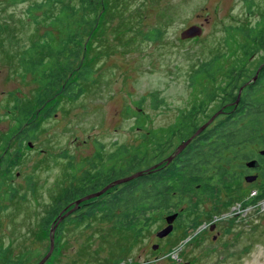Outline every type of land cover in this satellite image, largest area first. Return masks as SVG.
I'll list each match as a JSON object with an SVG mask.
<instances>
[{
	"label": "rangeland",
	"instance_id": "1",
	"mask_svg": "<svg viewBox=\"0 0 264 264\" xmlns=\"http://www.w3.org/2000/svg\"><path fill=\"white\" fill-rule=\"evenodd\" d=\"M35 1L41 0H0V51L11 54L12 58L4 60L0 66V128L10 121L4 109L9 92L17 90L23 96H31L37 86L32 76L23 77L18 67L14 73L9 65L17 66L20 49L39 40L50 28L49 20L41 11L37 13L41 22H33L29 8ZM104 7L100 8V27L91 29V57L95 59L96 80L85 85V93L77 99L65 98L49 122L41 121L33 150L43 147L45 154L38 150L35 153L26 146L23 160L14 168L21 172L20 182L28 175L33 176L38 196L31 197L30 191L19 185L18 199L2 201V205L7 206L0 208V248H7L12 254L25 247L24 242L28 244L30 235L25 234V229L32 220L38 218L40 221L49 214L50 210L43 207L53 188L56 204L67 171L66 151L74 155L75 162L80 156L87 162L93 154L95 140L109 145L117 139L122 144L117 147L113 159L119 165L111 174L120 178L135 170L137 164L133 156L144 157V145L149 148L150 140L147 136L143 147L135 148L145 128L137 126L138 117L127 113V109L132 113L144 111L148 129L169 126L180 109L190 106L196 91L203 88L197 81L201 78L199 74L195 76L196 82L190 83L192 71L217 51L225 50L226 28L239 25L248 28L264 14V0H105ZM193 23H204V34L182 39L181 32ZM155 29L161 31L160 35ZM92 58L87 63H91ZM152 95L162 98L163 102L154 107ZM83 140L89 144L79 149ZM48 153L52 154L49 158ZM152 160L151 156H146L142 167ZM105 180L101 176L88 186L98 187ZM88 186L81 192L90 191ZM23 193H26L25 199L20 198ZM98 200H89L71 215V229L61 238L64 241L59 244V254L53 255L46 264H113L115 259L120 262L118 264H241L239 240L229 236L215 242L209 234L207 227L213 222L210 200L201 202L195 212H184L179 229L162 239L157 233L165 225V219L149 222L136 236L129 228L107 221L100 214L85 215L81 221H74L79 218V211L85 212L87 206ZM185 207L187 204L182 208ZM239 208L238 203L233 210L239 211ZM196 214L201 222L193 230L189 220ZM36 248L35 260L40 261L50 250L49 236L37 239Z\"/></svg>",
	"mask_w": 264,
	"mask_h": 264
},
{
	"label": "trees",
	"instance_id": "2",
	"mask_svg": "<svg viewBox=\"0 0 264 264\" xmlns=\"http://www.w3.org/2000/svg\"><path fill=\"white\" fill-rule=\"evenodd\" d=\"M104 4L105 0H41L32 3L29 14L33 22H41L42 18L39 19L37 14L41 11L43 17L49 20L47 24L50 28L43 32L39 40L21 48L18 55L16 67L19 68V74L23 77L32 76L37 85L32 95L25 96L13 112L18 129L35 115L37 108L46 111L50 97L53 98L55 113L65 98L77 99L85 93V85L96 80L95 59L91 57V29L100 27V8L104 9ZM155 30L160 35L161 31ZM226 31L227 37L223 42L225 50L217 51L210 59L201 62L196 71H192L190 78L193 81L190 83H195V76L199 74L201 78L197 81L203 88L200 92L196 91L189 107L180 109L175 123L148 129L145 127L148 117L144 111L132 113L127 109V113L138 117L137 126L145 128L135 148H142L147 136L150 140L149 148L144 145V157L139 159L137 155L133 156L137 168L127 173L146 171L124 183L116 192L108 191L96 197L99 200L87 206L85 212L79 211L78 220L85 215L100 214L107 221H115L129 228L135 236L149 222L165 219L170 214L178 213L181 220L184 212H195L201 202L211 200L214 195L221 193L220 188L224 185L229 166L235 170L241 161L252 157L258 148L264 147V68L260 80L249 84L244 95L241 93V105L232 110L229 116L222 113L224 108L221 105L224 102L208 103L219 97L208 95L206 100L202 99L206 92L229 89L228 97L222 96L221 100H235L234 104H238L239 92L236 91L242 89L249 78L243 76L254 75L257 65L264 61V14L248 28L245 25L228 26ZM145 37L150 39L148 34ZM255 54L257 57L252 61ZM5 58L12 60L11 54L6 52ZM90 58L92 62L87 63ZM225 83H229V88L224 86ZM152 98L155 99L154 107L163 102L156 95H152ZM218 111L221 112L215 121L194 137L195 132ZM140 117L143 118L142 122L139 121ZM28 130L31 139L32 129ZM192 136L191 142L170 164H163L158 169L152 168L155 161L168 158L174 147ZM24 139V136L20 138V147ZM146 156L154 160L143 168ZM7 164H11V161L8 160ZM88 188L91 190L87 193H60L46 218L53 219L68 201L98 191L103 185ZM221 203L222 198L217 202L218 208L223 207ZM184 204L187 207L183 209ZM200 222L196 214L190 218L189 226L195 230ZM118 263V259L113 261V264Z\"/></svg>",
	"mask_w": 264,
	"mask_h": 264
},
{
	"label": "flooded vegetation",
	"instance_id": "3",
	"mask_svg": "<svg viewBox=\"0 0 264 264\" xmlns=\"http://www.w3.org/2000/svg\"><path fill=\"white\" fill-rule=\"evenodd\" d=\"M201 24L204 28V23ZM256 57L257 54L253 55L251 60H255ZM4 60H6L5 53L0 51V66L3 65ZM263 62L257 65L254 75L243 76L245 79H247V76H249V78L247 79V83H245L244 87L242 88V95L245 94L249 84L260 80V75L264 68V65L259 71L256 80H254V77L256 76L260 66L264 64ZM10 67L11 71H13L14 73L17 71L16 66L11 65ZM224 86L226 88H229V83H225ZM239 91L237 90L236 92ZM204 94L205 97L202 96V99L204 100H206L208 95L219 97V99L210 100L208 101V103L215 104V102H224L221 107L224 108L222 113L226 116H229L232 110H235L237 106H240L243 99L241 95L240 101L236 105L234 104L235 100H221L222 96L228 97V95L230 94L229 89L214 90L206 92ZM24 97L25 96H23L21 92L14 90L10 91L5 98L6 103L4 105V109L6 111V117L9 118L10 121L8 122V125L0 128V208L7 206L4 204L2 205L3 200L12 202L18 199V195L16 194H18L19 185L23 186L25 189H28L30 191L31 197L37 198L38 196L35 189V180H33V176L28 175L25 177L24 182H20L18 180L22 178L21 172L15 171L14 168L17 167L18 163L23 160V157L25 156L24 149L26 148V146L33 150L34 145H36L34 144L33 140H36L38 138L39 129L41 128V122L40 124L38 123L39 118L41 119V121L46 119L49 122V120L54 117L53 98L50 97L47 100L48 105L46 111L41 110L40 107L37 108L38 111L35 112L34 119H31V116L30 119L25 121L23 126L18 129V125L16 123L13 112L15 109H17L18 104L21 103ZM209 118L210 117L205 118V121L203 123H205ZM175 121L173 123H175ZM190 124L192 125V123ZM29 128L32 129L31 133H33L31 139H29L28 135V133H30L28 130ZM138 129L140 128L138 127ZM23 136L25 137V139L22 141V145L20 147L19 140ZM48 143H50V141H48ZM88 144L89 142L83 140L82 144L78 145V148L80 146H88ZM121 144V142L120 144L118 143L117 139H114V141L109 145H106L103 141L101 142L98 139L95 140V142L92 144L93 154L90 156V159L87 160L88 163L86 161H82L81 156L79 157V161L75 162V160H72L74 155L69 154L66 151L64 158L67 157L65 162L67 165V171L63 176L64 185L62 186V189L58 190V193H81L83 187H87L88 185H90L89 183L93 181L95 183L101 176L105 177L106 179L105 183L103 184L104 188L110 184H113L118 179L131 175L126 174L124 176H121L120 178H114V176L111 174V172L115 171L118 168L119 162H116L113 159V155L116 153L117 147ZM177 147L172 150L171 155L175 153ZM37 150L39 151V153L45 154V150L43 149V147H38V149L35 148L33 151L36 153ZM74 151L76 156V149ZM51 155L52 154L48 153L47 158H49ZM164 158L165 157H163L161 161H155V163H153L154 165L158 164L157 168L155 169L161 168L163 164H170L173 161L171 160L170 162H167L168 158ZM8 160L11 161V164L9 165L7 164ZM88 170L90 171L89 173L86 172ZM253 176L256 177L251 179ZM5 183H7V188L4 187ZM124 183L113 185L106 192H116V190L122 187ZM220 189L221 193L214 195V197L210 200L213 203V212L211 215L213 222H211V224H209L207 228L212 240L217 242L224 237H235L234 240H239L241 242V248L239 250L241 264H264V147L258 148L256 153L252 157L241 161L235 170L233 169V167L229 166L228 171H226L225 173L224 185ZM53 190L51 192V196L48 197L49 201H47L46 205L43 207L47 210H51L54 206L55 198L53 197ZM94 192L96 191H93L91 193ZM26 197V193L20 195L21 199H25ZM81 197L68 201L67 204L62 206L59 213L53 219H49L46 217H44L40 221L38 220V218L33 219L32 223L29 224V227L25 229V234H27V236L30 235L28 244L24 242L25 247L20 248L19 250L14 252L15 254H12L10 251L8 252L7 248H1L0 264H39L40 261H42L45 257H43V259H41L40 261L35 260L38 255L36 242L37 239H40L42 237L45 238L46 236H49L50 238V248L52 244L51 238L54 236V250L52 251L51 256L43 264H46L53 255L59 254V244L61 241H64L61 238L64 237L69 229H71L70 223L73 221L71 215H75L83 206V204H87L89 200L81 202L79 208L70 215L65 216L64 218H61V216H63L68 210L73 208L76 201ZM220 198H222L223 200V203H221L223 207L218 208L217 206L219 203L217 204V202L220 200ZM238 203L240 205L239 211L233 210L234 205ZM234 209H236V207ZM220 215L223 216L222 219L219 217ZM74 221L79 222L81 220H78V218H74ZM165 222V225H162L161 229L165 228L168 225L166 218ZM179 222L180 217H177L174 220V228L172 232L164 238L169 237L179 229ZM199 233L200 232H198L197 234ZM12 256L14 257L11 258Z\"/></svg>",
	"mask_w": 264,
	"mask_h": 264
},
{
	"label": "water",
	"instance_id": "4",
	"mask_svg": "<svg viewBox=\"0 0 264 264\" xmlns=\"http://www.w3.org/2000/svg\"><path fill=\"white\" fill-rule=\"evenodd\" d=\"M207 21H208V19H207ZM203 33H204L203 25L202 24L195 23V24H192V25L188 26L187 28H185L181 32V37H182V39L194 38V37L202 36ZM263 65L264 64H262L260 66V68L258 69V72H257L256 76L254 77V80L257 79L258 73L261 70V68L263 67ZM241 92H242V89H240V91H239V97L237 99V103L239 102V98L241 96ZM220 112L221 111H218L213 117H211V119L208 122H206L205 124H203L195 132V134L193 136L195 137L196 135H199L200 133H202L209 126V124L214 121V119L218 116V114ZM193 136L191 138H189L188 140L184 141L183 143H181L177 147L175 153L173 155H171V156L168 157L167 162H170L171 160H173V158L175 156H177L178 154H180L183 151V149L189 144V142H191ZM157 166H158V164L154 165L152 168L155 169V168H157ZM152 168L149 169V170H152ZM144 173H145V171L135 172V173H133V174L127 176V177H123L121 179L116 180L113 184H110V185L104 187L103 189H101L99 191H96L94 193H90V194H87V195L81 197L80 199H78L76 201L74 207L71 208L70 210H68L63 216H61V218H64L65 216H68L71 213H73L74 211H76L79 208V205H80L81 202L88 201V200H91L93 198L99 197V196L103 195L113 185H117V184H121V183H124V182H128V181H130V180H132V179H134V178H136V177H138V176H140V175H142ZM255 177L256 176H253L251 179H253ZM177 217H178V213H174V214H170V215L166 216V220L168 222V225L165 228H163L160 231H158V233H157L158 237H161V238L162 237H165V236H167L168 234H170L172 232V230L174 228V224L173 223H174V220ZM51 241H52V244H51V248H50L49 253L45 256V258L42 261H40L39 264H43L50 257L52 251L54 250V236L51 238ZM154 247L157 248L158 247V244L154 245Z\"/></svg>",
	"mask_w": 264,
	"mask_h": 264
}]
</instances>
